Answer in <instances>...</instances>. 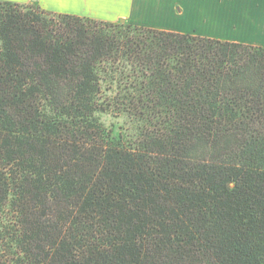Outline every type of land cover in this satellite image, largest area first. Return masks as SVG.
Masks as SVG:
<instances>
[{"label":"trees","instance_id":"trees-1","mask_svg":"<svg viewBox=\"0 0 264 264\" xmlns=\"http://www.w3.org/2000/svg\"><path fill=\"white\" fill-rule=\"evenodd\" d=\"M0 264H264V47L0 0Z\"/></svg>","mask_w":264,"mask_h":264},{"label":"crops","instance_id":"crops-1","mask_svg":"<svg viewBox=\"0 0 264 264\" xmlns=\"http://www.w3.org/2000/svg\"><path fill=\"white\" fill-rule=\"evenodd\" d=\"M18 4H28L40 7L42 10L59 14H69L92 18L105 22H120L125 20L128 24L149 27L159 30L173 31L183 34H192L215 38L224 41L247 43L263 46L262 41H245L230 38H221L209 33H202L198 29L189 30L176 25H165L178 19H199L206 17V25L211 18L213 21L231 23L237 20L224 0H2ZM201 1V2H200ZM198 3V6L196 5ZM182 4V5H181ZM256 24L257 19H254ZM254 26H251L253 28ZM257 37L264 39V35Z\"/></svg>","mask_w":264,"mask_h":264},{"label":"rangeland","instance_id":"rangeland-1","mask_svg":"<svg viewBox=\"0 0 264 264\" xmlns=\"http://www.w3.org/2000/svg\"><path fill=\"white\" fill-rule=\"evenodd\" d=\"M226 7L230 9L232 14L235 15V21L231 23H222L213 21L211 18L206 25V17L199 19H178L174 24L173 22L167 23L165 25H176L177 27H185L189 30L198 29L202 33H209L211 35H216L221 38H230L236 40L245 41H263L257 37L264 35V0H224ZM201 2V1H200ZM182 5V4H181ZM198 3L196 2V5ZM257 19L255 24L254 19ZM254 26V30L251 28ZM103 122L107 127L112 130L118 131L123 129H128L132 127L130 123H127L124 117L118 116L116 113H111L109 115L102 116Z\"/></svg>","mask_w":264,"mask_h":264},{"label":"water","instance_id":"water-1","mask_svg":"<svg viewBox=\"0 0 264 264\" xmlns=\"http://www.w3.org/2000/svg\"><path fill=\"white\" fill-rule=\"evenodd\" d=\"M121 22H123V23H124V22H125V20L123 19V20H121Z\"/></svg>","mask_w":264,"mask_h":264}]
</instances>
